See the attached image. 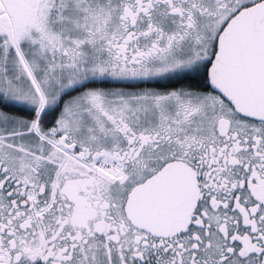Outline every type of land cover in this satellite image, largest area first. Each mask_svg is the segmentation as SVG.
I'll use <instances>...</instances> for the list:
<instances>
[{
    "label": "snow or ice",
    "instance_id": "6c2138e0",
    "mask_svg": "<svg viewBox=\"0 0 264 264\" xmlns=\"http://www.w3.org/2000/svg\"><path fill=\"white\" fill-rule=\"evenodd\" d=\"M0 264H264V0H0Z\"/></svg>",
    "mask_w": 264,
    "mask_h": 264
}]
</instances>
